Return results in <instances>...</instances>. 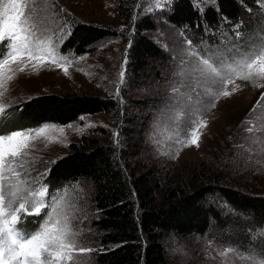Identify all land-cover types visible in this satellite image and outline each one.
Returning <instances> with one entry per match:
<instances>
[{
  "label": "rangeland",
  "instance_id": "1",
  "mask_svg": "<svg viewBox=\"0 0 264 264\" xmlns=\"http://www.w3.org/2000/svg\"><path fill=\"white\" fill-rule=\"evenodd\" d=\"M190 1L199 12L213 3L212 0ZM238 1L243 6V0ZM245 1L249 6H243L245 12L238 23L223 21L215 30L203 27L197 34L169 23L174 0H30L39 22L40 38L46 42L51 38L71 63L65 64L67 74L63 67L52 63L34 68L25 59L28 67L24 72L12 65L17 68L15 78L6 81L7 91L0 100L6 114H13L11 122L21 104L41 94L83 93L116 103L113 112L108 114L82 115L78 121L65 126L43 124L48 127L44 136L31 141L30 160L35 161L31 165L32 180L64 156L70 144L79 142L83 136H92L121 151L129 144L138 147L135 149L138 156L128 163L132 165L141 160L154 166L159 177L169 171L174 174L179 167L196 168L202 161L212 162L211 157L219 161L227 155L229 165L234 166L233 178L244 177L262 187L264 99L261 96L264 87L258 85H264V80L256 84L237 80L234 85H228L229 97H217L215 90L201 88L192 77L183 74L188 66L184 62L191 61L189 52L193 48L201 55L213 52L231 55L236 49L243 51L264 45V0ZM119 5L125 15L131 12L134 19L149 17L153 21L155 29L143 35L163 52L162 59L150 60L137 79L128 72L127 51L131 40L118 15ZM78 23L108 26L119 35L97 43L80 56L63 53L61 47L70 36L65 33H71L73 25ZM234 87L236 90L232 92ZM3 129L0 126V132ZM193 131L198 146L189 142ZM45 179L41 177L43 184H46ZM22 187L35 190L39 184ZM48 190L50 194L55 191L52 206L58 207L62 219L65 215L75 216L72 224L79 233V246L93 249L81 253L79 247L74 248L71 258L66 256L63 264H92V255L101 248L92 228L95 218L91 205L92 185L79 181L49 186ZM205 204L215 208L219 219L211 221L209 231L202 237L170 235L164 240L169 263L261 264L264 255L256 251L252 241L256 236L264 237V220H256L250 212L236 211L219 195L208 196ZM45 211L56 215L50 208ZM39 219L42 217L27 216L22 227L34 231L40 227Z\"/></svg>",
  "mask_w": 264,
  "mask_h": 264
},
{
  "label": "trees",
  "instance_id": "2",
  "mask_svg": "<svg viewBox=\"0 0 264 264\" xmlns=\"http://www.w3.org/2000/svg\"><path fill=\"white\" fill-rule=\"evenodd\" d=\"M212 1L199 12L190 0H174L168 21L198 34L203 27L215 30L223 21L238 23L245 12L243 6H249L245 0L243 6L238 0ZM118 15L131 40L128 72L137 79L150 60L162 59L163 52L143 35L155 29L149 17L134 19L131 12L125 15L120 5ZM118 35L108 26L74 24L61 51L80 56ZM115 106L113 100L83 93L36 95L20 105L11 128L4 127L2 132L43 124L65 126L82 115L111 113ZM128 146L121 151L95 137L83 136L48 169L45 183L49 186L79 181L92 185V228L101 247L92 255V264H170L164 240L170 235L202 237L211 221L219 219L215 208L205 204L211 195H219L238 212H250L256 220H264V185L260 187L244 177L233 178L234 166L229 165L227 155L219 161L211 157L212 162L202 161L196 168L179 167L176 173L169 171L161 178L154 166L141 160L130 165L128 161L138 156V147ZM252 243L264 255V237L256 236Z\"/></svg>",
  "mask_w": 264,
  "mask_h": 264
},
{
  "label": "snow or ice",
  "instance_id": "3",
  "mask_svg": "<svg viewBox=\"0 0 264 264\" xmlns=\"http://www.w3.org/2000/svg\"><path fill=\"white\" fill-rule=\"evenodd\" d=\"M59 11L63 12V9ZM39 33V22L30 0H0V48L3 49L0 52V100L7 91L6 81H13L17 68L24 72L28 63L34 68L52 63L63 67L67 74L65 64L71 61L58 51L51 38L46 42ZM188 43L191 47L190 40ZM189 55L192 59L184 62L188 66L183 69V74L192 77L197 86L215 90L217 97H229L228 85H234L237 80L253 84L264 80V45L243 51L236 49L231 55L219 52L201 55L193 48ZM120 75L123 81L124 73ZM12 115L6 114L4 103H0V126L8 127ZM47 130L48 127L42 125L0 132V264H63L66 256L71 258L74 248L79 247L81 253L93 251L79 246V233L72 224L75 216L65 215L62 219L58 207L52 206L55 191L50 194L49 186L41 180L50 170L38 173L32 180L31 165L35 161L30 160L31 141L44 136ZM189 142L198 146L195 131ZM31 183H38L39 187L35 190L22 187ZM46 208L56 215L49 214ZM27 216L42 217L37 220L40 227L26 231L22 224Z\"/></svg>",
  "mask_w": 264,
  "mask_h": 264
}]
</instances>
